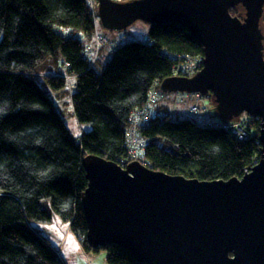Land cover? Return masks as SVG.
Returning a JSON list of instances; mask_svg holds the SVG:
<instances>
[{"label":"trees","instance_id":"16d2710c","mask_svg":"<svg viewBox=\"0 0 264 264\" xmlns=\"http://www.w3.org/2000/svg\"><path fill=\"white\" fill-rule=\"evenodd\" d=\"M231 12L240 15L242 9ZM261 24L264 29V13ZM94 30L88 0H0V264H67L31 225L50 221L52 212L69 222L86 251L106 250L107 264H145L118 245L94 249L88 243L83 157L94 153L125 166L132 111L148 103L157 78L173 75L186 53H204L203 45L185 26L152 24L149 40L117 44L98 72L83 40L92 41ZM48 58L75 74L71 106L79 121L93 125L79 141L34 76ZM46 77L53 86L67 81L60 73ZM214 123L152 114L140 129L143 163L199 179L241 177L260 156V120L252 121L247 139Z\"/></svg>","mask_w":264,"mask_h":264},{"label":"water","instance_id":"95a60500","mask_svg":"<svg viewBox=\"0 0 264 264\" xmlns=\"http://www.w3.org/2000/svg\"><path fill=\"white\" fill-rule=\"evenodd\" d=\"M97 2L107 30L137 20L185 26L203 45V66L192 76L164 78L160 89L210 95L226 121L254 115L261 148L241 177L209 180L87 153L88 243L118 245L145 264H264V0ZM232 7L242 13L233 15Z\"/></svg>","mask_w":264,"mask_h":264},{"label":"rangeland","instance_id":"374dc122","mask_svg":"<svg viewBox=\"0 0 264 264\" xmlns=\"http://www.w3.org/2000/svg\"><path fill=\"white\" fill-rule=\"evenodd\" d=\"M96 12L98 13V7L96 8ZM99 28L108 35L109 40H111L116 46L119 43L131 40H149V33L152 28V24L144 20H137L122 30L106 29L107 31H105V28L101 25V21L99 19ZM89 41L90 40H87L86 42ZM109 47L110 45L108 43L107 49ZM103 53L104 50L101 52L100 59L95 63V69L98 72L103 69L105 63L107 62V59L102 58ZM36 68L37 71L34 74L36 80L48 94L53 104L59 111L69 129L71 136L79 141V137L83 132L91 130L93 127L92 123L89 121H79L77 119L73 107L71 106L73 100V90L68 84L69 81L67 80L66 84L63 86H53L46 77V74L57 75L62 71V69L51 62L50 58L43 61ZM163 92L166 93V96L159 97L155 102H153V108L159 104L165 103L167 109H164L163 107L162 109L169 112L174 107L176 109L175 113L177 118H182L184 116L187 117V115L191 113L190 102L180 100L174 92ZM205 113L207 117L206 121L208 123L222 121V119L216 114L215 109L212 108L211 100L207 101ZM31 225L36 227L41 234L46 236L50 240L53 247L63 250V258L67 264H83V262H85V264H92V261L88 258L90 256H92V258L98 257V260L94 259L95 263H98L97 261H101L103 264H107V252L104 249H100L98 251H87L90 255H86V257H84L80 241L76 234L70 229L69 222L64 220L56 212H52V219L50 221L42 222L31 220Z\"/></svg>","mask_w":264,"mask_h":264},{"label":"built area","instance_id":"2783aa9c","mask_svg":"<svg viewBox=\"0 0 264 264\" xmlns=\"http://www.w3.org/2000/svg\"><path fill=\"white\" fill-rule=\"evenodd\" d=\"M116 1H125V0H116ZM93 14H94V26L95 30L93 32V40H89V37L83 36V40L89 44L90 48V66H93L101 57V52L104 50L102 58L109 59L116 48L111 40H109L108 35L101 31L99 28V15L96 12L98 5L97 0H88ZM108 43L110 47L107 49ZM204 53L202 54H190L186 53L183 55V58L175 65L173 75H187L192 76L203 66L204 62ZM66 60L62 61L63 66H68ZM66 75V74H65ZM68 78L74 77L73 72H68L66 75ZM72 90H75V84L68 82ZM161 80L156 79L154 85L150 91L148 103L143 107L135 108L125 126L126 132V146H127V156L126 159L128 162L139 160L143 163L144 152H145V139L141 134V127L147 125L152 117V114H156L161 119H176L177 115L175 113L176 109L173 107L172 110L166 112L163 109L153 108V102H155L159 97H165L166 93L160 89ZM180 100L185 102H190V111L191 113L187 117L194 119L197 122L207 124V117L200 116L202 109H205L207 101L210 100V95H206L200 92H184V91H175L174 92ZM172 95V93H171ZM209 99V100H208ZM186 117V116H184ZM257 119L254 115L249 114L248 112H242L238 117L232 121H221L214 123L215 126L223 127L231 131L237 138L247 139L252 135L250 130V125L252 121ZM255 160L254 164L256 163ZM252 164V165H254Z\"/></svg>","mask_w":264,"mask_h":264},{"label":"crops","instance_id":"0c3cea01","mask_svg":"<svg viewBox=\"0 0 264 264\" xmlns=\"http://www.w3.org/2000/svg\"><path fill=\"white\" fill-rule=\"evenodd\" d=\"M66 67H63L62 71L60 72V74L64 75V77L66 78V80H68L70 83L74 84L75 82V77H70L68 78L66 75L68 74ZM66 74V75H65ZM205 106V105H204ZM200 115H202V117H206V113H205V109H202V111L200 112ZM51 243V242H50ZM81 244V242H80ZM55 249L57 250H60V255L62 256L63 258V250L57 248V247H54ZM81 248H82V254L84 255V257H86V255H90V253H88L82 246L81 244ZM90 258V260L92 261V264H103L101 261H97L98 263H95L94 259L98 260V257L96 258H92V256L88 257ZM64 259V258H63ZM84 261V260H83ZM66 262V261H65ZM83 264H85V262H83Z\"/></svg>","mask_w":264,"mask_h":264},{"label":"bare ground","instance_id":"6f19581e","mask_svg":"<svg viewBox=\"0 0 264 264\" xmlns=\"http://www.w3.org/2000/svg\"><path fill=\"white\" fill-rule=\"evenodd\" d=\"M233 14V13H232ZM233 15H235V14H233Z\"/></svg>","mask_w":264,"mask_h":264}]
</instances>
